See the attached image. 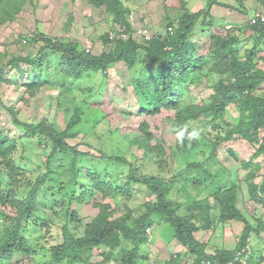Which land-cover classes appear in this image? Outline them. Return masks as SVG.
<instances>
[{"label": "rangeland", "instance_id": "rangeland-1", "mask_svg": "<svg viewBox=\"0 0 264 264\" xmlns=\"http://www.w3.org/2000/svg\"><path fill=\"white\" fill-rule=\"evenodd\" d=\"M72 1L32 0V3L25 5L24 12L20 13L17 19L0 25V53H5L0 56V61L9 66L8 62L14 57L36 54L38 45L30 42L27 37L31 38L37 32L50 38L78 40L85 50L88 48L89 52L96 56L102 51H109L110 47L103 43L101 37L110 29L111 18L105 15L102 8L91 6L87 0H74L73 4ZM121 1L130 8L131 21L134 26L140 29L146 28L147 35L151 36L152 34H164L163 26L167 21L164 14L174 19L178 18L182 8V6L180 8L181 2L187 3L186 8L189 11L196 12L205 7L209 0ZM218 2L231 5L233 9L212 3L210 10L213 18L212 26L203 32L200 21L195 26L194 31L196 32L190 36V41L195 46L190 51L192 56L200 62L201 67L192 72L193 77L191 76L189 85L178 83L177 89L180 93L177 96L178 106H185L191 99H194L195 103L209 106L213 86L220 78V73L217 74L207 69L214 63L211 41L216 34L229 36L233 33L237 36L239 40L232 43V48L236 50L235 54L241 59L253 45L250 31L247 28L243 31L240 24H247L253 13L264 11V6L257 0L246 1L244 7L235 0H218ZM234 8L246 12L243 15ZM70 14L73 20L67 24ZM135 41L141 43L139 38ZM138 52L139 61L132 68H128L123 62H116L108 67L106 74L100 70L94 72L89 70L80 78L70 77L66 81H63L65 79L63 73L56 71V62L53 61L50 62L49 67L44 64L41 68L34 70L24 61L16 60L17 64L14 68L4 72L7 76L4 81H0L2 82L0 83V130L9 138L16 140L15 149L10 157L17 164L19 174H22L24 179H34L37 174L44 173L46 171L44 160L52 147L36 136L26 134L25 129L15 123L14 119L34 126L46 120L47 124L53 128L62 130L70 120L74 108L79 106L81 112L83 111L81 120L73 125L72 132L75 135L73 139H69V143L82 152L79 154L67 152L66 158L60 154V164L67 168L72 157L76 158L75 170L78 173V180L71 186L75 196L83 192L85 197L81 203L73 200L72 205L77 211L82 226H86L98 214L100 206L94 205L97 202L108 206L107 211H112L111 217L113 218L124 215L128 211L134 217H138L145 210L144 204L156 198L155 194L150 193L144 184L134 182L129 186V198L116 189L103 196V193L98 192L93 185L94 181L110 184L113 188H120L124 187L130 172H133V176L136 177L156 174L169 176L170 170L172 174L184 168L188 162H204V167L215 175L208 179L204 178L205 176L201 177L199 187L191 189L192 198L202 199L207 195V191L213 193L215 187H222L233 182L238 186L236 206L244 214L243 220L246 219L248 223H257L258 221L253 216H260L264 213V204L249 199L245 185L249 181L259 182L264 176V154L254 155V149L258 148V143L247 142L238 135L218 142L216 145L213 144L215 141L212 143L214 136H225L229 129L240 122L250 120L247 108L244 109L243 105L246 100L245 96L241 97V104H227L220 114L215 116L211 113L201 114L197 119L189 121L188 126L191 130L199 129L201 132L197 140L198 145L186 155L174 154L172 156L175 135L169 130L167 122L169 118L175 117L178 108L160 106L157 111L154 109L149 93L142 91L138 82H147L150 78H155L154 76L160 72V66L152 64L145 57L142 49ZM261 55L263 56L264 52ZM257 67L264 71V59L257 60ZM17 68H21L22 73H19ZM36 77L45 84L30 95L21 83H35ZM257 94L264 96V85L258 89ZM8 107L13 109L14 119ZM144 124L147 125L145 130L152 134L151 145L167 137V141L161 144L166 152V163L162 173L156 164V160H159L158 155L154 151L146 155L141 147L133 143L137 136L143 135L142 126ZM259 136L260 140L264 139L262 132H259ZM213 146H215L214 149ZM214 150L216 151L215 158L212 157ZM101 152H106L110 156L121 155L129 161V164L103 158ZM251 155L254 157L252 158ZM69 156L71 159H68ZM246 161H250L248 166L243 164ZM132 164L137 167L136 170ZM0 168L3 169L2 165ZM251 171L253 175L248 178ZM61 172L69 174L68 171L61 169L58 178L62 177ZM191 173L198 174V169L191 170ZM24 184L20 185V195L26 190ZM205 186H208L207 190H200ZM182 193L176 186L170 196L173 200L181 201L185 205V197L181 195ZM61 196L59 199L63 201V204L65 203V207L58 206L60 202L54 201L52 192L46 187L39 190L37 197L39 209L30 215L22 229V234L34 250L30 254L15 252L7 263L0 264H37L50 259L49 247L62 241L61 226L65 222L62 212L70 205L64 202L65 198ZM209 201L213 203L214 198L209 197ZM184 205L181 208L182 211H185ZM2 207L0 208V236L5 227L11 228L13 224L11 216L14 214L13 209L5 211ZM48 212L55 213L53 224L48 223L47 219H40L43 213L48 214ZM179 213L183 212L179 211ZM209 216L213 220L217 219L218 208H211ZM131 220L132 218L127 219L128 222ZM243 220H229L226 223H214V220L210 228L211 238L206 241L208 251L216 252V249L226 246L231 235H240L244 228ZM198 223L203 225L205 222L200 220ZM163 226H165L163 223H155L152 226L149 240L140 250L138 264H166L165 260L171 255L166 242L169 240L170 228L167 230ZM262 227L259 234L254 236L251 233L250 243L254 253L251 261L259 260V263L264 264V225ZM43 235L45 237H42ZM208 235L207 230L202 236ZM199 239L203 242L202 238L199 237ZM175 247L178 251L184 248L182 244H176ZM103 249V246L96 247L91 254L90 262L99 263L103 259L101 255ZM105 264H117V260L112 257Z\"/></svg>", "mask_w": 264, "mask_h": 264}, {"label": "trees", "instance_id": "trees-1", "mask_svg": "<svg viewBox=\"0 0 264 264\" xmlns=\"http://www.w3.org/2000/svg\"><path fill=\"white\" fill-rule=\"evenodd\" d=\"M87 1L91 6L102 8L101 10L105 15L111 18V26L117 25L125 32H132L134 25L129 17L131 10L121 0ZM235 1L244 7L245 2L248 0ZM257 1L264 6V0ZM28 3H32V0H0V25L17 19L18 15L24 12V7ZM212 3L233 9L231 5L222 4L218 0H209L206 6L203 7L204 9L201 8L196 12H191L186 8V2H181L180 8L181 6L182 8L178 18L174 19L170 15L164 14L167 21L163 27L167 31L163 35L156 34L141 43L133 40L132 37L126 40L117 38L114 42H110L107 36L103 35L101 37L102 41L106 45L111 44L109 46L110 50L107 52L102 51L97 56L90 53L89 49L85 50L78 40L66 38V41L64 38L62 40L61 38H50L37 32L31 38L27 37L30 42L38 45L36 54L14 57L8 62L9 66L0 61V81H4L5 76H7L4 73L5 71L14 68V65L17 64L16 60L24 61L34 70L41 68L44 64L49 67L51 61L56 62V71H61L65 77L63 81H66L70 77L80 78L89 70L104 72L117 61H124L127 66L131 67L136 61H139L138 50L142 49L145 52V57L152 64L160 66V72L157 76H154L155 78L152 77L147 82H138V86L142 91L149 93L150 102L156 111L160 106L167 108L175 106L178 108L175 117L169 118L167 122L169 130L175 135V146L171 151L172 156L174 154L186 155L198 145L197 141H193L189 145L188 141L185 140L184 146H180L176 138L179 126L186 125L188 131H191L188 126L189 121L197 119L201 114L211 113L214 116L220 114L222 109L229 103L241 104V97L243 96L246 98L243 104L244 109L247 108L250 120L240 122L237 126L229 129L225 136H214L212 143L215 141L213 144L216 145L218 142L238 135L247 142L258 143V148L254 149V155L264 154V139L260 140L259 136V132L264 135V96L254 94L255 89L264 82V71L257 67V60L264 59V55H261L264 52V20L258 18L254 23L247 21V24H240L243 31L247 28L253 38V45L247 50L243 59L239 58L235 54L236 50L232 48V43L239 40L237 36H234L233 33L229 36L216 34L211 41L214 63L207 69L208 71L219 72L220 78L213 86L209 106L195 103L194 99H191L183 107L178 106L177 96L180 94L177 89L178 83L189 85L193 75L192 72L201 67L200 62L191 54L190 50L194 48L195 44L190 41V36L196 32L194 29L199 21L202 32L212 26L213 18L210 14ZM34 5L36 7V2ZM234 9L243 15L246 12L238 8ZM261 13L264 14V11H261ZM199 17H201L200 20ZM72 20L73 17L70 14L67 24H70ZM171 28L173 29L172 33L170 32ZM3 54L5 53H0V56ZM16 70L22 73L21 68ZM226 73L230 77H235L234 84H227L225 81ZM44 84L36 77L35 83H21V86L32 95ZM7 109L14 119L13 109L10 107ZM82 112L79 106L75 107L70 120L62 130L53 128L47 124L46 120L34 126L14 119L15 123L25 129L26 134L34 135L43 143L52 147L44 160L46 171L37 174L34 179H24L21 176L22 174H19L20 170L17 164L10 157L11 152L15 149L16 140L9 138L0 130V167L1 165L3 167V169L0 168V208L3 206L2 208L5 211L8 209L14 210V214L11 216L13 223L11 228L5 227L0 236V263H7L15 252L30 254L34 250L27 242L25 235L22 234V229L28 222L30 215L36 209H39L37 197L42 187H46L48 191L52 192V196L55 198L54 201L60 202L58 206L65 207V203L63 204V201L59 199L60 195L65 198L64 202L70 203V205L67 210L62 212L65 218V222L61 226L62 241L49 247L51 256L47 262H38L37 264H105L114 256L119 260L118 264H138L140 250L149 238L146 229L152 227L155 223H163L165 225L163 228L166 227L167 230L170 228L169 234L171 236L169 235V240H167L170 252L172 247L169 243L173 237H176L187 248L188 254L194 258L193 264H198L201 260H209L217 264H228L233 263L236 247L245 245L251 233L257 235L261 231L260 228H263L264 213L260 216H253L258 221L255 224L248 223L246 219L243 220L245 216L236 206L238 186L233 182L222 187H215L213 193L207 191V195L202 199L195 200L191 197V189L199 187L201 177L205 176L206 179L212 176L215 177L204 167V162H188L184 168L172 174L170 170L169 176L156 174L136 177L133 176V172H130L124 187L120 188H113L110 184L94 181L93 185H95L98 192L103 193V196L116 189L129 198V186L134 182L144 184L150 193L155 194L156 198L144 204L145 210L138 217H134L128 211L124 215L113 218L111 217L112 211H107L108 206L97 202L94 205L100 206L98 214L90 223L82 226L77 211L72 205L73 200L81 203L85 197L83 192L79 196H75L71 186L78 180V173L75 170L76 158L72 157V161L67 168L60 164V154L66 158L67 152L76 154L82 152L69 143V139H73L72 137L75 135L72 132V127L81 120ZM146 127V124L142 126L143 135L137 136L133 143L141 147L146 155L151 151L158 155L159 160H156V164L160 173H162L166 163V152L161 144L167 141V137L165 136V140L161 138L160 142L151 145L152 134L145 130ZM214 148L215 146H213ZM215 154L216 151L214 150L212 152L213 158H215ZM101 155L103 158H108L114 162L129 164V161L121 155L110 156L106 152H101ZM68 159H71V156ZM249 163L250 161L243 162L244 166H248ZM132 165L136 170L137 167L134 164ZM61 169L68 171L69 174L66 175L61 172L63 173L62 177L58 178ZM194 169H198V174L191 173V170ZM252 175V171L249 172L248 178H251ZM22 183H25L26 190L20 195V185ZM211 184L214 185L212 181ZM176 186L183 192L181 195L185 197V205L181 201L173 200L170 196L171 191ZM207 187L205 186L200 190H207ZM245 187L249 199L264 204V176L259 182L249 181ZM209 197L214 198L213 203L209 201ZM183 205L185 211L181 210ZM211 208H218L219 210V216L214 219L215 221L209 216ZM179 211L183 213L180 214ZM54 217V212H48V214L43 213L40 219H47L48 223L53 224ZM128 218H132L131 222L127 221ZM200 220L205 223L200 225L198 223ZM229 220H243L244 222L243 232L236 236V246L233 249L225 248L216 250L215 253H207L205 251L206 243L197 240L198 237H202L198 233L209 231L213 221L219 223ZM43 231H45L44 227ZM44 235L42 237H45ZM100 246L104 247L101 254L103 259L99 263L90 262L93 250ZM182 257L183 255L180 253L175 255L171 253L165 263L181 264ZM254 264H257V262H254Z\"/></svg>", "mask_w": 264, "mask_h": 264}, {"label": "clouds", "instance_id": "clouds-1", "mask_svg": "<svg viewBox=\"0 0 264 264\" xmlns=\"http://www.w3.org/2000/svg\"><path fill=\"white\" fill-rule=\"evenodd\" d=\"M126 1V0H125ZM257 12H255V13H253L252 14V16H250L249 17V23H251V18L256 14ZM261 13V12H260ZM130 18H131V14H130V16H129ZM133 24V23H132ZM134 25V24H133ZM172 28H171V33H172ZM165 31H167V30H165ZM147 29L146 28H139L138 26H134L133 27V29H132V32H130V33H128V32H125L120 26H118L117 27V25H114V26H111L110 25V29L105 33V34H103V35H106L107 36V39L110 41V42H114V40L115 39H117V38H122L123 40H126V39H128L129 37H132L133 38V40H135L136 38H139V39H141V42H143V40H149L152 36H154V35H156V34H152L151 36H148L147 35ZM170 33V34H171ZM163 35V34H162ZM107 46H111V44H109V45H107ZM88 48H86V50H87ZM117 62H123L126 66H127V64L124 62V61H117ZM137 62V61H136ZM113 64H116V62H114ZM112 64V65H113ZM134 65H136V63L134 64ZM133 65V66H134ZM133 66H131V67H129V66H127L128 68H132ZM106 72H107V70L106 71H104L103 72V74L105 73L106 74ZM215 73H217V74H219V72H215ZM219 79V78H218ZM225 81L227 82V84L229 83V84H231V83H233L234 84V82L236 81L235 80V77H230L229 75H227V73H226V75H225ZM264 85V82L262 83V84H260L256 89H255V91H254V94L256 93L257 94V91H258V89L260 88V87H262ZM244 94V93H243ZM258 95V94H257ZM229 104H231V103H229ZM234 104V103H233ZM200 135H201V132H200V130L199 129H193V130H191V131H188V128H187V126L185 125V126H179V130L177 131V136H176V138H177V143L180 145V146H184V143H185V140H187L188 141V143H189V145L191 144V142H193V141H197V140H199V138H200ZM227 222V221H226ZM226 222H223V223H226ZM153 227H147V229H146V233L147 234H150V232H151V229H152ZM211 229L209 228V235L208 236H206V237H204V236H202L203 234H204V232H199L198 233V235H200V236H202V237H200V238H202L203 239V243H206V241H207V239H209L210 240V238H211V235H212V233H211V231H210ZM213 230V229H212ZM252 235H256V234H254V233H252ZM231 236H233V235H231ZM149 237H150V235H149ZM160 237V236H159ZM234 238H235V241H234V244H233V246L232 247H223V248H218V249H216V250H219V249H225V248H227V249H233L235 246H236V236H233ZM251 237V236H250ZM250 237H249V239L247 240V242H246V244L245 245H243V246H239V247H236V249H235V251H234V255H233V263H228V264H254V262H252L251 260H252V258L254 257V253H253V248H252V245H251V243H250ZM161 238V237H160ZM254 238V237H253ZM148 240H149V238H148ZM197 240L199 241V242H202L200 239H199V237L197 238ZM167 242V241H166ZM170 245H171V247H172V250H171V253H172V255H175V254H177V253H180V254H182L183 255V257H182V261H181V264H193V261H194V258L192 257V256H190L188 253V251H187V248L180 242V241H178V239L176 238V237H173V239L170 241V243H169ZM176 244H182L183 245V249L182 248H180L181 250H175V246H176ZM206 247H205V251L207 252V253H215V252H209L208 251V249H207V246H208V244H206L205 245ZM215 250V251H216ZM240 250H244V253H243V255H242V257L241 258H239V259H236V254H237V252L238 251H240ZM257 251V250H256ZM171 256V255H170ZM115 257V256H114ZM245 257V258H244ZM115 259L117 260V258L115 257ZM243 260L245 261V263L243 262ZM255 262H257V264L259 263V260H255ZM119 263V260H117V264ZM198 264H217V263H213V262H211V261H209V260H201ZM259 264H262V262L261 263H259Z\"/></svg>", "mask_w": 264, "mask_h": 264}, {"label": "built area", "instance_id": "built-area-1", "mask_svg": "<svg viewBox=\"0 0 264 264\" xmlns=\"http://www.w3.org/2000/svg\"><path fill=\"white\" fill-rule=\"evenodd\" d=\"M260 19V20H264V14L260 13V12H257L252 18H251V23H254L256 22L257 19ZM244 253V250H240L237 252L236 254V259H239L242 257ZM239 257V258H238ZM245 258V257H244ZM243 262L245 263V261L243 260Z\"/></svg>", "mask_w": 264, "mask_h": 264}, {"label": "crops", "instance_id": "crops-1", "mask_svg": "<svg viewBox=\"0 0 264 264\" xmlns=\"http://www.w3.org/2000/svg\"><path fill=\"white\" fill-rule=\"evenodd\" d=\"M187 4V3H186ZM201 9V8H200ZM225 247H232L235 241V238L233 236H230V240H227ZM229 245V246H228Z\"/></svg>", "mask_w": 264, "mask_h": 264}]
</instances>
